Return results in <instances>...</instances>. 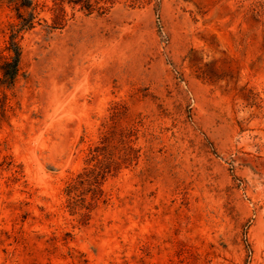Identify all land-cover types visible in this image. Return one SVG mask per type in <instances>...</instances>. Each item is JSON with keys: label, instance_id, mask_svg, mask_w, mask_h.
<instances>
[{"label": "rangeland", "instance_id": "1", "mask_svg": "<svg viewBox=\"0 0 264 264\" xmlns=\"http://www.w3.org/2000/svg\"><path fill=\"white\" fill-rule=\"evenodd\" d=\"M34 2L6 85L0 0V264H264V0ZM113 126L135 157L84 219Z\"/></svg>", "mask_w": 264, "mask_h": 264}, {"label": "trees", "instance_id": "2", "mask_svg": "<svg viewBox=\"0 0 264 264\" xmlns=\"http://www.w3.org/2000/svg\"><path fill=\"white\" fill-rule=\"evenodd\" d=\"M8 1L14 5L18 21L10 23V39L5 47L10 53L1 64V69L2 82L6 85H13L20 71L22 56L21 46L15 38L20 30L34 26L38 3L34 0ZM118 116V113H114L112 119L116 121ZM131 135L132 130L117 131L114 126L107 128L101 143L91 149L87 165L68 186L70 205L86 208V211L82 213L84 219L89 218L90 211L104 195L102 185L108 176L116 173L123 164L134 159L135 149L130 144ZM88 195H90L89 201L87 200Z\"/></svg>", "mask_w": 264, "mask_h": 264}]
</instances>
